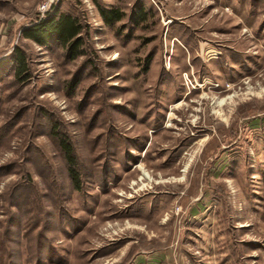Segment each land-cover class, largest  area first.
<instances>
[{
    "label": "rangeland",
    "instance_id": "obj_1",
    "mask_svg": "<svg viewBox=\"0 0 264 264\" xmlns=\"http://www.w3.org/2000/svg\"><path fill=\"white\" fill-rule=\"evenodd\" d=\"M43 1L0 0V264H264V0H54L72 51Z\"/></svg>",
    "mask_w": 264,
    "mask_h": 264
},
{
    "label": "trees",
    "instance_id": "obj_2",
    "mask_svg": "<svg viewBox=\"0 0 264 264\" xmlns=\"http://www.w3.org/2000/svg\"><path fill=\"white\" fill-rule=\"evenodd\" d=\"M93 2L106 25H111L113 22L121 19L122 14L118 10L103 8L97 1ZM48 13H53V15H49L46 19H41L35 25L25 29L23 36L38 45H45L51 37H55L64 44H69L70 51L78 47L80 39L77 36L80 33V28L75 20L66 15H60L59 18H55L57 13H61L55 2H53L51 10ZM148 62L149 59H147L146 67L148 66ZM58 144L67 164L68 175L73 187L79 190V175L75 169L76 159L73 155V148L66 138H60Z\"/></svg>",
    "mask_w": 264,
    "mask_h": 264
},
{
    "label": "built area",
    "instance_id": "obj_3",
    "mask_svg": "<svg viewBox=\"0 0 264 264\" xmlns=\"http://www.w3.org/2000/svg\"><path fill=\"white\" fill-rule=\"evenodd\" d=\"M54 0H44L39 7L37 8V12L40 14V17L44 16V14L48 13L51 9Z\"/></svg>",
    "mask_w": 264,
    "mask_h": 264
},
{
    "label": "bare ground",
    "instance_id": "obj_4",
    "mask_svg": "<svg viewBox=\"0 0 264 264\" xmlns=\"http://www.w3.org/2000/svg\"><path fill=\"white\" fill-rule=\"evenodd\" d=\"M223 103H224V100H222V101H216L215 100V102H214V104L217 105V106H222ZM145 178H147V179H149V181H151V178H150V176H149V174L147 172H145Z\"/></svg>",
    "mask_w": 264,
    "mask_h": 264
}]
</instances>
